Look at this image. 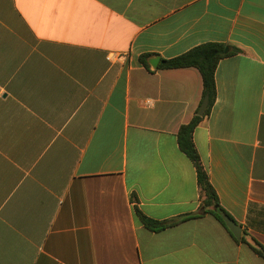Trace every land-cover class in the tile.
Here are the masks:
<instances>
[{
  "label": "crops",
  "instance_id": "crops-1",
  "mask_svg": "<svg viewBox=\"0 0 264 264\" xmlns=\"http://www.w3.org/2000/svg\"><path fill=\"white\" fill-rule=\"evenodd\" d=\"M205 43L241 50L219 62L216 101L193 133L240 240L209 214L160 231L136 216L202 213L178 145L202 77L160 64ZM255 242L264 0H0V264H264Z\"/></svg>",
  "mask_w": 264,
  "mask_h": 264
},
{
  "label": "trees",
  "instance_id": "trees-1",
  "mask_svg": "<svg viewBox=\"0 0 264 264\" xmlns=\"http://www.w3.org/2000/svg\"><path fill=\"white\" fill-rule=\"evenodd\" d=\"M228 45L222 43H205L199 45L187 53L180 55L173 59H163L161 60L160 69H179V68H196L201 74L203 83V95L200 102V107L204 99L208 98V107L204 116L208 115L211 108L216 101V83L215 74L219 62L232 56L233 54L240 52L241 50L234 48L228 53L225 49ZM141 62L147 66V56L141 57ZM199 107V109H200ZM199 111V110H198ZM204 116H199L197 113L194 118L187 125H183L178 132V145L180 150L190 159L193 163L197 172V181L200 188V193L202 197L201 202V214H194L185 216L176 220L168 222H159L154 219H150L145 216L140 210L136 209V216L140 222L148 229L152 231H160L167 227H173L180 224L186 220L198 218L201 215H212L216 220L220 222L222 226L230 233V235L235 239L230 230L226 227L222 217L228 215V213L221 207L218 196L212 187L209 178L206 174L204 166L201 162L198 151L195 147L193 141V133L196 127L199 125ZM241 242H244L242 239ZM254 252L264 259V247L259 243L255 242L251 245Z\"/></svg>",
  "mask_w": 264,
  "mask_h": 264
},
{
  "label": "water",
  "instance_id": "water-1",
  "mask_svg": "<svg viewBox=\"0 0 264 264\" xmlns=\"http://www.w3.org/2000/svg\"><path fill=\"white\" fill-rule=\"evenodd\" d=\"M230 51V48L227 47L225 49V52L228 53ZM160 59L154 58V59H150L149 63L151 64V66L156 69L159 65ZM208 107V98L204 99L199 111H198V115L199 116H204L206 109ZM226 227L230 230V232L232 233V235L237 239L240 240L241 236H242V227H240L236 222H234L229 216L224 215L222 217Z\"/></svg>",
  "mask_w": 264,
  "mask_h": 264
}]
</instances>
